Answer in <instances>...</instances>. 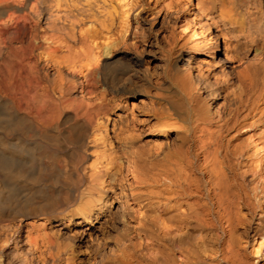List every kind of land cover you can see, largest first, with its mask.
I'll return each instance as SVG.
<instances>
[{
	"label": "bare ground",
	"instance_id": "1",
	"mask_svg": "<svg viewBox=\"0 0 264 264\" xmlns=\"http://www.w3.org/2000/svg\"><path fill=\"white\" fill-rule=\"evenodd\" d=\"M132 4L0 0V264H264V0H194L232 85L212 35L154 71Z\"/></svg>",
	"mask_w": 264,
	"mask_h": 264
},
{
	"label": "rangeland",
	"instance_id": "2",
	"mask_svg": "<svg viewBox=\"0 0 264 264\" xmlns=\"http://www.w3.org/2000/svg\"><path fill=\"white\" fill-rule=\"evenodd\" d=\"M130 1L136 9L141 24L151 33L150 45L146 46V51L151 59L153 70L162 68L165 63L164 60H170L171 56L174 57L179 50H184V48L193 45L198 40L205 37L208 42L212 35L215 37L214 41L218 40L219 42L218 51L215 55H212L208 48L204 51L192 50L193 65L197 71L214 80H225L230 85L236 80L238 81L239 74L243 72L246 65V60L231 58L226 55L224 36L211 21L207 20L204 23L202 20L204 17L197 15L194 0ZM226 72L230 73L229 78L226 77ZM231 91L232 89L227 90L220 101L223 109L230 102L229 94ZM127 103L130 111L132 110L135 113L132 117L144 119L149 116V113L146 112L150 108V105H147L149 103L147 99H129ZM146 129L145 140L148 139V141L156 143L158 134H154L149 126H146ZM248 177L252 178V173H249ZM259 216L262 217L263 215L259 214ZM108 252H110L109 249ZM78 264L83 263L79 260ZM84 264L88 263L84 262Z\"/></svg>",
	"mask_w": 264,
	"mask_h": 264
}]
</instances>
